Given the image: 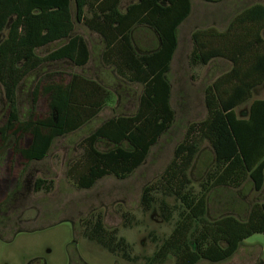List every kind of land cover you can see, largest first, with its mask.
I'll return each mask as SVG.
<instances>
[{
  "label": "trees",
  "instance_id": "1",
  "mask_svg": "<svg viewBox=\"0 0 264 264\" xmlns=\"http://www.w3.org/2000/svg\"><path fill=\"white\" fill-rule=\"evenodd\" d=\"M131 1L121 12L122 0H0V37L6 30L0 41V86L6 103L0 120V162L8 154L24 166L45 160L56 139L78 131L111 103L110 89L96 79L47 73L32 90V111L21 119L18 90L42 65L63 61L76 68L88 65L91 52L87 41L74 34L77 23L102 38L105 66L117 78L141 86V94L135 113L102 122L81 141L82 153L69 163L67 180L78 190H90L109 176L125 180L144 165L175 121L167 75L178 46V28L192 6L191 0ZM140 28L155 39L144 53L138 52L134 38ZM263 29L264 7L254 5L238 14L224 33L191 34L190 68L215 60H224L229 68L203 90L206 118L187 125L162 173L142 189V211L156 213L161 222L172 225L170 234L155 243L153 253L143 257L145 264L170 259L173 264L221 263L233 257L246 239L264 234V202L252 204L243 220L207 216L214 190L239 189L249 181L259 192L264 184V97L252 100L253 91L264 83ZM57 43L61 45L45 56L37 55V50ZM40 98L44 114L35 112ZM246 104V116L239 117L236 111ZM99 144L106 148L100 150ZM204 144L211 165L195 188L191 173ZM51 185L37 179L33 191L49 193ZM17 199L5 198L0 217ZM2 225L0 221L4 229ZM82 237L123 261L138 259L115 229L104 226L100 215L83 222Z\"/></svg>",
  "mask_w": 264,
  "mask_h": 264
},
{
  "label": "rangeland",
  "instance_id": "2",
  "mask_svg": "<svg viewBox=\"0 0 264 264\" xmlns=\"http://www.w3.org/2000/svg\"><path fill=\"white\" fill-rule=\"evenodd\" d=\"M132 2L122 0L121 9H125ZM258 2L264 0H224L218 3L191 0V14L179 27L178 46L167 75L172 91L171 107L175 112L171 130L152 148L144 165L127 179L117 180L109 176L99 180L90 190L76 189L67 180V167L73 159L81 155V141L102 122L114 116L133 114L137 107L139 88L129 90L132 96L126 97V81L119 78L112 81L109 79L114 71L102 65L99 47L95 46V36L83 25L75 23L74 34L84 37L90 44L91 57L88 65L83 69L65 61L42 65L18 90L21 119L32 111V90L47 73H79L83 70L85 76L102 84L107 79L112 101L81 129L56 139L45 160L24 166L20 159L12 158L8 154L0 162V204L7 196L18 197L7 213L0 217L4 226V229L0 228L3 232L0 238V264H145L143 257L153 253L155 243L170 234L172 225L161 222L156 213L142 211V189L162 173L187 125L206 118L203 90L229 68L224 60L190 68L188 58L193 49L191 34L206 30L224 33L241 11ZM71 13L74 14L73 3ZM238 35L239 31H236L234 36ZM262 35L264 38V29ZM5 36L6 30L0 41ZM134 38L138 50L146 49L155 41L153 34L144 28L138 29ZM60 45L61 43L53 44L37 50L36 53L43 57ZM254 91L252 100L264 94V87ZM42 101L40 98L36 107L35 112L38 114H44ZM246 106L248 104L236 111L239 117H245L243 112ZM5 114L6 103L0 86V120ZM98 148L104 150L106 146L99 144ZM210 161V150L204 144L191 173L195 188L202 177L203 167ZM37 179L52 182L51 191L35 193L33 183ZM258 199L264 200V196H210L207 216L209 219H216L233 215L243 220L247 213L246 208ZM98 215L108 230L115 229L117 237L130 246L131 256L138 258L136 262L128 263L112 256L82 237L83 222ZM16 231L19 232L15 233ZM165 264H173V260L170 259ZM197 264L212 263L199 261ZM216 264H264V234L246 239L233 257Z\"/></svg>",
  "mask_w": 264,
  "mask_h": 264
},
{
  "label": "crops",
  "instance_id": "3",
  "mask_svg": "<svg viewBox=\"0 0 264 264\" xmlns=\"http://www.w3.org/2000/svg\"><path fill=\"white\" fill-rule=\"evenodd\" d=\"M238 2H240V0H237ZM255 5H261V6H263L264 7V2H258V3H256ZM254 6V5H253ZM249 8V7H248ZM124 10L125 9H121V6H120V11L121 12H124ZM242 12V11H241ZM240 12V13H241ZM239 13V14H240ZM185 22V21H184ZM183 22V23H184ZM182 23V24H183ZM181 24V25H182ZM87 29V28H86ZM145 29V28H144ZM88 30V29H87ZM178 30H179V28H178ZM89 31V30H88ZM89 33L91 34V35H94L95 36V46H96V48H98L99 50H100V56H99V58H100V60H101V63H102V65L104 66L105 64H104V61H103V58H102V55H103V51H104V41L102 40V38L100 37V36H98L97 34H95V33H93V32H91V31H89ZM84 38V37H83ZM86 40V39H85ZM87 41V40H86ZM87 43H88V47H89V49H90V44H89V42L87 41ZM148 48V47H147ZM147 48L146 49H139V51L138 52H141V53H144L146 50H147ZM97 49V50H98ZM80 69H83V68H80ZM78 74H83V75H85V72H83V70H80V72L78 73ZM115 78H117V76L115 75V74H112L111 76H110V80L112 81V80H116ZM105 79V78H104ZM118 79V78H117ZM106 80L107 79H105V81H103L104 83V85H106L107 86V82H106ZM108 81V80H107ZM136 87H138L139 88V94H138V96H137V101H138V98H139V96H140V94H141V86H139V85H137V84H130V83H128V82H125V92H126V97H129V96H132V94H131V92H128L129 90H131V89H133V88H136ZM262 87H264V83H263V85L261 86V88ZM257 90V89H256ZM255 91H253V95L255 94L254 93ZM264 97V94L261 96V97H259L258 99H255V100H261L262 98ZM137 104H138V102H137ZM136 109H137V107H136ZM136 109L134 110V112L133 113H135V111H136ZM245 110V112H243V114H244V116H246V114H247V110H248V106H246V108H244ZM210 165H211V161L208 163V165L206 166V167H203V170H202V177L201 178H203L204 177V175H205V172L207 171V169L210 167ZM217 194H221V196H257L258 198H259V196H264V184H263V187H262V189L259 191V192H255L254 190H253V187H252V184H251V182H246L242 187H240L239 189H227V188H218V189H216V190H214V192L211 194V196H217ZM240 201H241V199H240ZM262 202H264V200H259L258 199V201L256 200L255 202H252L251 203V205L252 204H254V203H262ZM209 205V204H208ZM251 205H249V206H251ZM248 207V206H247ZM248 209L249 208H246V212L248 211Z\"/></svg>",
  "mask_w": 264,
  "mask_h": 264
},
{
  "label": "flooded vegetation",
  "instance_id": "4",
  "mask_svg": "<svg viewBox=\"0 0 264 264\" xmlns=\"http://www.w3.org/2000/svg\"><path fill=\"white\" fill-rule=\"evenodd\" d=\"M129 263V262H128Z\"/></svg>",
  "mask_w": 264,
  "mask_h": 264
}]
</instances>
